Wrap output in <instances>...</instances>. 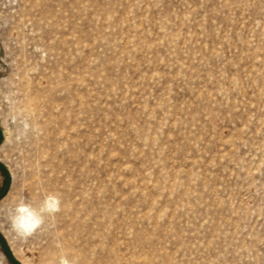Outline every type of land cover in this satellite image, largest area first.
<instances>
[{"label":"rangeland","instance_id":"1","mask_svg":"<svg viewBox=\"0 0 264 264\" xmlns=\"http://www.w3.org/2000/svg\"><path fill=\"white\" fill-rule=\"evenodd\" d=\"M0 129L20 264H264V0H0Z\"/></svg>","mask_w":264,"mask_h":264},{"label":"clouds","instance_id":"2","mask_svg":"<svg viewBox=\"0 0 264 264\" xmlns=\"http://www.w3.org/2000/svg\"><path fill=\"white\" fill-rule=\"evenodd\" d=\"M52 198L59 202V196L52 194ZM42 213L35 209L31 204L20 201L16 204L15 214L12 217L13 228L22 235H27V228H32L42 223ZM64 264H71L70 261L65 260Z\"/></svg>","mask_w":264,"mask_h":264},{"label":"water","instance_id":"3","mask_svg":"<svg viewBox=\"0 0 264 264\" xmlns=\"http://www.w3.org/2000/svg\"><path fill=\"white\" fill-rule=\"evenodd\" d=\"M2 141H3V132L0 129V144H1ZM0 169L4 172L5 177H6L5 186H4L3 190L0 192V199H1L7 194L8 190H9V187H10V184H11V177H10V174H9L7 168L5 167V165H3L1 162H0ZM0 245H1L5 255L7 256V258L13 264H20L18 262V260L14 257V255L12 254L11 250L8 247L7 242L5 241V239L3 238L1 233H0Z\"/></svg>","mask_w":264,"mask_h":264},{"label":"bare ground","instance_id":"4","mask_svg":"<svg viewBox=\"0 0 264 264\" xmlns=\"http://www.w3.org/2000/svg\"><path fill=\"white\" fill-rule=\"evenodd\" d=\"M52 203H53V202H52ZM50 207H56V206L50 204ZM37 226H38V225H37ZM37 226H33L32 228H27V229H26V232H27L28 234H30L32 231H34V230L37 228Z\"/></svg>","mask_w":264,"mask_h":264}]
</instances>
